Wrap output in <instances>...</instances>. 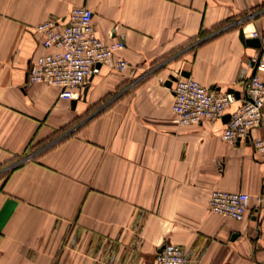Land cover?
Wrapping results in <instances>:
<instances>
[{
  "label": "crops",
  "instance_id": "crops-1",
  "mask_svg": "<svg viewBox=\"0 0 264 264\" xmlns=\"http://www.w3.org/2000/svg\"><path fill=\"white\" fill-rule=\"evenodd\" d=\"M76 6L93 11L101 40L124 42L115 57L127 65L102 64L81 98L65 99L26 75L46 52L37 25ZM241 28L264 34V0H0V264H153L166 242L193 249L196 264H264V161L252 143L264 118L232 144L223 117L240 99L181 124L167 85L182 70L242 97L261 47ZM215 190L250 194L247 216L210 211Z\"/></svg>",
  "mask_w": 264,
  "mask_h": 264
},
{
  "label": "built area",
  "instance_id": "built-area-1",
  "mask_svg": "<svg viewBox=\"0 0 264 264\" xmlns=\"http://www.w3.org/2000/svg\"><path fill=\"white\" fill-rule=\"evenodd\" d=\"M36 33L46 52L31 63L26 85L43 83L56 86L60 88L61 98H81L83 88L102 64L120 70L127 65L125 59L115 57V52L124 47V42L101 40L94 28L93 11L87 7H72L61 23L54 19L40 23ZM252 37L260 39L261 52L250 60L253 73L243 82L242 97L228 90L206 87L191 76L184 75L182 70L171 75L172 112L176 121L190 124L220 118L231 103L240 99L242 102L229 114L221 137L232 144L247 141L251 131L263 124L264 78L259 72L264 71V36H259L254 30ZM252 143L255 153L264 161V138H254ZM255 200V208L263 209L264 191ZM208 208L213 213L241 221L248 214L250 194L215 190L210 196ZM197 261L198 256L193 249L170 242L160 244L153 258V264H196Z\"/></svg>",
  "mask_w": 264,
  "mask_h": 264
},
{
  "label": "water",
  "instance_id": "water-1",
  "mask_svg": "<svg viewBox=\"0 0 264 264\" xmlns=\"http://www.w3.org/2000/svg\"><path fill=\"white\" fill-rule=\"evenodd\" d=\"M240 38H241V40H242L244 43H246V44H248V45H251V46H254V47H259V46L261 45V41H260V39L257 38V37L246 38L245 35H244V33H243V29H242V28L240 29ZM200 41H201V40L197 41L195 44H198ZM98 66H99V65H98ZM183 74H184V75H188V73H186V72L183 73ZM171 79H172V77H170V79L167 81V85H171ZM228 91H229V92H234L235 95L238 96V92H237V91H234L233 89H228ZM85 93H86V89H85V91H84V94H85ZM72 104H74V101H73ZM228 118H229V115H225V116L223 117L224 121H227Z\"/></svg>",
  "mask_w": 264,
  "mask_h": 264
},
{
  "label": "rangeland",
  "instance_id": "rangeland-1",
  "mask_svg": "<svg viewBox=\"0 0 264 264\" xmlns=\"http://www.w3.org/2000/svg\"><path fill=\"white\" fill-rule=\"evenodd\" d=\"M247 20H249V19L246 18V19H240V20H238V21L236 22V26L243 27ZM258 34H259V33H258ZM259 36H264V34H259ZM181 53H182V50L177 51V52H176V57H180ZM88 115H89V113L86 114L85 117L88 116ZM83 118H84V117H83ZM83 118H82V119H83Z\"/></svg>",
  "mask_w": 264,
  "mask_h": 264
},
{
  "label": "bare ground",
  "instance_id": "bare-ground-1",
  "mask_svg": "<svg viewBox=\"0 0 264 264\" xmlns=\"http://www.w3.org/2000/svg\"><path fill=\"white\" fill-rule=\"evenodd\" d=\"M254 31H252L250 34H245L246 35V37L247 38H250V37H252V33H253Z\"/></svg>",
  "mask_w": 264,
  "mask_h": 264
},
{
  "label": "trees",
  "instance_id": "trees-1",
  "mask_svg": "<svg viewBox=\"0 0 264 264\" xmlns=\"http://www.w3.org/2000/svg\"><path fill=\"white\" fill-rule=\"evenodd\" d=\"M200 38H202V37H200ZM206 40H207V39H206ZM204 41H205V39H201V41H200L198 44H195V45H200V44H202Z\"/></svg>",
  "mask_w": 264,
  "mask_h": 264
}]
</instances>
